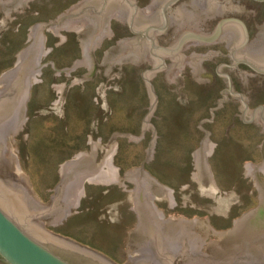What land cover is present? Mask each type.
<instances>
[{"label":"rangeland","instance_id":"obj_1","mask_svg":"<svg viewBox=\"0 0 264 264\" xmlns=\"http://www.w3.org/2000/svg\"><path fill=\"white\" fill-rule=\"evenodd\" d=\"M81 8V0H33L25 15L11 12L13 21L0 14V81L17 70V56L30 46L29 30ZM117 19H123L121 13L113 12L115 38L93 52V81L63 91L62 103L55 87L87 76L84 66L58 77V71L83 62V35L62 32L65 46H57L63 45L61 36L42 29L44 51L50 52L39 62L55 68L42 69V86L30 87L25 129L8 142L15 159L2 155L12 184L49 210L62 165L91 156L92 145L101 142L96 167H103L106 152L117 146L113 167L120 168L128 189L85 183L82 206L70 212L73 218L62 220L59 228L42 223L48 232L115 264L139 262L140 254L129 259L134 242H143L135 202L129 200L137 195L127 178L128 170H143L159 187L173 190V211L160 192L153 200L165 221L199 219L197 236L202 240L207 233L204 244L223 241L225 235L212 231L234 233V221L255 212L250 230L262 236L264 208L254 178L245 180V167L264 164V122L240 123V98L227 95V107L215 116L226 79L214 76V59L202 63L204 72L213 74L210 84L200 86L187 59L179 92L177 83H168V69L150 78L157 98L145 140L134 145L130 137L143 139L150 114L144 73L156 66L152 55H145V66H113L110 76H103L106 52L122 40L140 42L131 35L129 21ZM221 47L228 56V43ZM214 49L204 46L197 52ZM262 186L264 173L259 172Z\"/></svg>","mask_w":264,"mask_h":264},{"label":"water","instance_id":"obj_2","mask_svg":"<svg viewBox=\"0 0 264 264\" xmlns=\"http://www.w3.org/2000/svg\"><path fill=\"white\" fill-rule=\"evenodd\" d=\"M32 1L0 0V14L6 12V21H13L11 12L25 15ZM165 1L81 0L83 8L29 30L30 46L23 56H17V70L9 71L0 84V262L115 264L94 250L48 232L42 223L59 228L62 220L73 218L70 212L82 206L85 183L115 184L128 189L120 168L113 167L117 146L106 152L103 167H96L101 142L92 145L91 156L63 164L49 210H42V204H33L18 183L17 187L12 184L2 157L10 155L5 143L16 138L19 129H25L30 87L42 86V69L55 68L54 63L42 66L39 62L48 58L50 52L44 51L42 29L61 36L63 45L57 46H65L62 32L83 35V62H74V68L58 71V77L84 66L87 76L55 87L57 100L62 103L63 91L93 81V52L115 38L113 12H120L123 17L117 21H129L131 35L139 37L140 42L122 40L106 52V65L100 66H108L103 76H110L113 66H145V55H152L156 67L144 73L150 114L143 139L130 137L136 145L145 140L157 98L150 78L168 69V83H177L175 92H179L186 67L178 53L193 40L190 34L199 23L212 31L214 24L208 20L216 14H233L244 31L248 25L251 40L243 44L241 31L233 35L229 24H225L228 21L223 20L218 25V35L223 27V37L228 43V56H223L231 57L235 48L241 47V55L246 58L243 63L255 72L242 66L234 69L233 81L226 80L227 90L220 93L221 103L212 111L216 116L217 111L227 107L224 96L227 95L240 98V123L264 121V0ZM169 8L170 29L162 40L159 38L161 45L154 46L153 39L148 40L143 34L153 36V31H164ZM156 25L162 26L151 28ZM200 55L205 58L189 60L194 81H200L202 86L210 84L213 73L204 72L202 67V63L210 62L211 56L208 52ZM240 71L248 76L239 77ZM219 72L227 73L221 67ZM259 172L264 173V164L245 167V180L254 178L260 208H264V186L259 187ZM127 181L134 191L132 195H137L129 200L135 202L143 242L133 244L129 259L140 254V261L134 264H171L170 257L182 251L189 252L190 264H264V234L256 238V230H250L257 212L234 221V233L212 231L211 235H225L223 241L204 244L207 233L202 240L197 236L199 219L170 224V219L165 221V213L154 204L153 200H158L156 192H160L162 200H168V209L173 211V190L159 187L143 170H128ZM164 252L168 254L165 256Z\"/></svg>","mask_w":264,"mask_h":264},{"label":"flooded vegetation","instance_id":"obj_3","mask_svg":"<svg viewBox=\"0 0 264 264\" xmlns=\"http://www.w3.org/2000/svg\"><path fill=\"white\" fill-rule=\"evenodd\" d=\"M168 1H170V0H166L164 3L168 2ZM179 1H181V0H178L176 3H178ZM250 1L255 2L253 0H250ZM256 3H258V2H256ZM132 4L136 7L135 2H132ZM170 8L167 9L166 14H165L166 20H167V27L164 31H162V32H154L153 31V34H154L153 36H147V34L145 35V32L143 34V36L146 37L148 40L153 39L154 46L158 47V45H161V43H160L161 41H159V38L161 39V37H164L168 34L167 32L170 29V21H169V15H168ZM161 14H162V10H161ZM236 18L238 19V17H236L233 14H230L227 16H224V15L218 16V14H216L215 17L209 19L208 21L211 24H212V22L214 24L213 30L212 31L210 30L211 34L213 36H210L211 35L210 31L206 30L207 26H205L204 23H199L197 28H195V29L193 28L194 30L190 34V36L193 37V40H191L190 42H187L183 46V48L179 50L178 54H180V57H182L183 60H187V59L192 60L194 58L204 59L205 56L198 54L197 51L204 46H212V47H215V49L212 51H209L208 54H209V56H211L210 58H212V59H209L210 62H212L214 59H216L215 62H213L215 64V66H214V76L215 77L218 78V76H219L221 78H225L227 81H228V78H230L231 81H233L232 71L234 69L238 68V66L245 67L249 72L254 73L255 71L253 69H251L249 66H247L246 64L243 63L244 59H246V58L243 55H241V52L243 51L241 47L240 48L236 47L235 50L233 51V53H231V57L226 58L225 60H222L223 54L221 51V49H222L221 46H224V44H225V39L223 37L225 32L224 31L222 32V29H223V27H222L221 32L218 35V25L221 22H223V20L228 21L225 24H229L228 27H230V29L232 30L233 35L238 34L236 32L237 30L241 31V34L239 33V35L241 36V38H243V44H249L250 43L251 32H250L248 25L246 26V30L244 31L243 26L237 22ZM163 23H164V21H163ZM163 23H161V24L163 25ZM156 26L151 27V28L161 27L159 25H156ZM189 31H192V30H189ZM191 49H194V50L190 51ZM181 52H182V54H181ZM186 52H189L188 57H186V55H185ZM218 60H219V62H218ZM246 61H248V60H246ZM220 67L223 69L225 68V70L227 71V73H225L226 75L224 73L221 74L219 72L218 68H220ZM228 75H229V77H228ZM246 76H248V74L245 71H240L239 77L244 78ZM166 254H168V253H165V256H166ZM189 256H190L189 252L187 253L185 251H182V253H180L178 256L170 257L171 264H190ZM165 258H169V256L165 257ZM0 264H4V263L0 262Z\"/></svg>","mask_w":264,"mask_h":264},{"label":"bare ground","instance_id":"obj_4","mask_svg":"<svg viewBox=\"0 0 264 264\" xmlns=\"http://www.w3.org/2000/svg\"><path fill=\"white\" fill-rule=\"evenodd\" d=\"M25 53V52H24ZM4 78H5V76H4ZM4 78H2V80L0 81V84H1V82L3 81V79ZM264 122V121H263ZM6 144H8V142L6 143ZM7 147H9L8 149V151H9V153H10V155H8V158L9 159H11L12 161L15 159V155L13 154V152H12V150H11V148H10V145L8 144V146ZM5 158V157H4ZM4 161H6V160H4ZM11 161V162H12ZM20 178H22V179H24L22 176H20ZM21 180H19V182H20ZM23 182L25 183V184H27V182L25 181V180H23ZM24 185V184H23ZM30 191V190H29ZM31 195V194H30Z\"/></svg>","mask_w":264,"mask_h":264}]
</instances>
